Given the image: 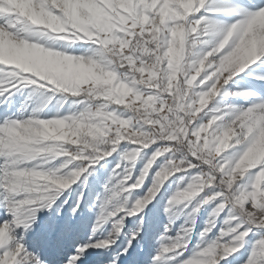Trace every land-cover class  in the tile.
Masks as SVG:
<instances>
[{"label":"snow or ice","instance_id":"1","mask_svg":"<svg viewBox=\"0 0 264 264\" xmlns=\"http://www.w3.org/2000/svg\"><path fill=\"white\" fill-rule=\"evenodd\" d=\"M226 3L228 5L227 9L212 10L208 6V0H167V2L166 0H160L155 7L149 3L146 14L160 20L161 23L157 27L163 32L165 43L172 38L178 27L181 32L185 33L187 40L191 37L193 41L203 37L211 38L217 32H220V35L210 43L209 48L200 57L202 58L211 52L213 53L211 58L218 60L221 57L234 54V50L239 51L238 45L241 44L247 30L254 24L255 17L260 13H264V3H260L258 0H247V3L243 0H226ZM48 8L57 15L70 14L67 7H64V11L61 12L59 8H52L49 3ZM214 11L239 12L242 14L230 15L233 22L218 28ZM28 20V16L10 6L9 0H0V35L3 36L5 43L4 61L0 62V225L5 224L6 221H11L15 227L13 233L15 241L13 244H0V264H12L9 257H12L16 264H156V261L163 257L165 253H171L175 257L173 264H199L208 234L213 232V228L216 227L215 218L217 216H220L221 219L228 216L229 220H225L228 227L235 228L240 225L238 231L232 233L233 236L245 233L241 241L242 246L237 251L232 252V258L230 260L226 259L228 255L221 259L219 264H264V255L261 254V249L264 248V224L260 223V212L257 208H253L251 201H249L244 205L248 210L245 213L248 219L242 223L243 217L234 218L236 214L231 210L232 205L229 203L230 196L228 192L230 185L217 186L221 185L222 179L229 168L257 143L261 133L264 132V119L254 120L252 126L255 130L251 131L247 139H244L242 143H234V146L214 161L205 160L201 156L200 145H203L204 140L202 137L206 133H201L200 145L195 144L196 137L193 135L194 130H199L202 125H208L213 117H219V119L213 121L211 127L208 128V132L218 133L222 126H226L231 122H239L249 116L264 113V103L260 104L259 108L249 106L231 109V114L227 116V120H225L220 110L216 109L215 104H209L208 107L198 113L194 122L188 127L187 138L180 137L184 141L183 155L176 153V149L180 145L175 138L158 139L150 147L142 149L140 145V147L135 148L134 146L138 144L123 139L119 143H110L94 149L92 153L85 150L83 154L89 156V159L81 160L78 158L75 160L78 163H73L72 155L79 157V150L70 149L71 154L62 156L64 159L58 161L62 165L67 162L66 166L63 167V172L58 167L54 168L55 170L52 173L37 170L40 164L21 162V157L29 146L24 136V130H27L34 123L46 121L50 118H39L36 113L29 117L10 115L9 113L14 108L16 93L29 86L33 88V91L50 89L47 95L48 99L51 100L53 99L52 93L58 91L65 93L63 91L66 88L64 82L68 84L70 82L46 61L22 63L13 58L9 45H18L24 42L34 43L30 42L27 37ZM230 40L232 41L231 44H229ZM203 42L209 44V40ZM226 45H228V48H226ZM54 52L57 54L65 53L66 50ZM261 58H264V54H260L259 51L254 52L253 58L241 71L233 75L225 85L224 95L243 97V104L245 105H256L258 101H264V92L261 89L236 92L230 90V82L232 84L237 83L234 78L238 74L245 73L246 69H248L246 75L264 73V59ZM258 59H260V63L256 64L254 68H249V65L255 64ZM203 78L204 76L200 77V79ZM257 81L264 88V75H259ZM208 86V84H205L204 88ZM257 93L260 94L257 95ZM231 102L238 103L236 100ZM57 118H59V114ZM257 124L259 127H256ZM149 126L144 124L143 130L151 132L152 128ZM246 131H248V128ZM237 139H240V137H237ZM189 141H193V144H189ZM165 147L171 149V151L160 156V159H156L154 164L146 169L145 166L153 154L157 152V149ZM101 148L104 150L101 151ZM130 148L141 149L139 164L142 171L147 172L146 177L149 181L153 176H156L157 170L169 158L184 159L186 157L182 166L183 170L176 172L167 184H163L164 190L162 192L159 190V196L158 193L155 195V203H148L149 207L135 214L128 213L126 219L122 218L124 217L123 210L116 208L113 211H107L110 201L105 199L103 203L104 210L96 220L95 227H93L92 221L85 219V209L91 207L90 194L103 197L104 193L97 192L98 187L103 186L109 192L114 191L116 196L129 194L133 199L140 194L131 191V189H134L132 185L137 183L136 177L141 176V168H136V172L133 174L132 166L125 163V161L137 160L128 157L131 152L128 151ZM174 153H176L175 156ZM68 165L79 169L71 172L76 177L71 185H76V187H68V191L61 195V190L67 187L68 183L67 180L63 179L69 171ZM109 165H115L114 169L108 168V171L112 173L111 177H106L103 174L93 175V173H102ZM224 165H227V167L224 168V171H220L221 166ZM14 166H18V168ZM261 167H264V165H261ZM129 173H131L130 178ZM258 173H262L259 168L249 171L248 176L245 177V182L242 184V190H252L253 184L258 180ZM24 175L54 177L55 183L45 186L52 189L50 191L37 192L30 187L21 188L17 178ZM200 177L205 179L215 177V181L211 186H205L199 195H195V192L189 193L195 195V200L185 199L183 201L191 202L190 214L193 218L195 215L200 214L205 206L212 209L211 217L208 224L204 226L202 233L193 222L191 227L183 230V235L189 237V234L193 233L195 229L196 233L204 239L199 244H194L191 251H189L188 245L192 243V240L189 238L181 242V238L177 237L183 245L182 247L175 251H168L166 247H163L159 255L153 259L152 253L149 251L150 239L153 235H160L161 229H163V238L160 243H164L173 230L171 223L168 225H160L159 223V209L162 206L163 198L169 193L172 186L178 189L168 200L167 206L164 207V211L171 215L172 208L181 203L182 191L189 187H195ZM144 181L145 178L143 184ZM113 185H115V188H113ZM56 186L60 187L56 188ZM18 193L32 194V198H23L17 195ZM58 196L59 199H57ZM209 197L211 199H207ZM25 206L30 207L26 208ZM128 206L131 208V204ZM41 209L46 211L41 212ZM37 213H40L39 221H37ZM249 213L253 215H249ZM111 223H115V228L109 231V228L105 225ZM36 232L40 233L41 238L48 247L55 250L57 255L55 261H45L41 258L39 252L29 250V237ZM250 233H257L260 238L258 241L252 242L253 249L249 252L248 258L242 260V254H233L239 253L240 248L249 243L247 238ZM217 238H221V236H216L215 239ZM225 238L230 240L232 237L224 236L221 240ZM186 252L189 253L191 258L184 255Z\"/></svg>","mask_w":264,"mask_h":264},{"label":"clouds","instance_id":"2","mask_svg":"<svg viewBox=\"0 0 264 264\" xmlns=\"http://www.w3.org/2000/svg\"><path fill=\"white\" fill-rule=\"evenodd\" d=\"M148 7V5H139L132 10L130 18L134 27L136 25L143 27ZM118 23L122 25L123 21L117 17L109 22L108 27L95 23L81 25L85 32L99 33L96 37H90L85 36L84 33L77 35L65 32L67 25L47 23L45 27V20L35 17L28 20L27 37L37 41L33 45L39 46L42 50L65 49V54L69 59L75 58L83 61L96 70L97 76L84 91L75 89L79 94H71L68 97L70 105L73 98L84 101L80 109L74 110V114L34 123L24 130L25 138L31 141L32 145L28 146L22 155V163L41 164L43 162L50 166L47 172L52 173V169L56 168V164L52 161L58 162V158L70 155V149H78L80 152L79 157L72 155L73 161L78 158L86 160L89 156L83 154L85 150L92 153L94 149L110 143H119L123 139L140 145L142 149L150 147L158 139L175 138L180 145L176 153L183 155L184 141L180 137L187 138V129L198 113L209 104H214L216 98L224 94L225 85L230 78L241 71L253 58V53H250L247 59L224 56L217 60L211 58L213 53L210 52L192 61L189 59L191 48L186 49L185 47L187 43L185 33L181 32L178 27L172 38L165 43L164 34L157 27L161 23L159 19L150 22L152 26L150 39H137L129 48V41L123 39L122 33L115 30ZM82 40L92 43L79 55L69 54L67 50L73 45L65 42ZM81 47L83 48V45ZM125 48L130 54L122 51ZM202 74L204 78L200 79ZM64 83L66 88L72 86L67 82ZM205 84L209 85L207 90H198L201 85ZM217 119L219 117H213L208 125H202L199 130L193 132L196 145H200L201 133H206L203 138L204 143L200 145L201 156L205 160L214 161L234 146V143H242L247 127L252 125L254 120L264 119V113L249 116L239 122H231L222 126L218 133L208 132V128ZM144 124L150 125L152 131L143 130ZM52 130H55L56 139L70 138V142L58 147H50V140L48 144L42 143L43 140L49 138ZM234 131L237 135L233 138ZM189 144H193V141H189ZM141 149H133L128 157L132 160L137 159ZM168 151L171 149L166 147L157 149L145 168H150L156 159L166 155ZM176 153L173 155L175 156ZM185 159L186 157L166 160L157 170L155 181L146 196L137 199L129 213L135 214L144 210L163 184L176 172L183 170ZM66 163L62 165V168L66 166ZM261 165H264V162H256L249 166V161L244 155L225 173L221 185H217L218 187L230 185L228 192L229 203L232 205L231 210L236 214L234 218L243 217L242 223L248 219L245 215L248 210L244 205L251 201L252 207L260 212V223L264 224V190H262L264 182L257 180L251 191L242 190V184L250 170L259 168L261 172H264V167ZM225 167L227 165L221 166L220 171H224ZM146 175L147 172L142 171L137 183L132 187H140ZM130 176L131 173H129V178ZM33 177L24 175L18 177L17 180L21 188H28L34 183ZM75 178L72 173L64 177L63 179L68 183L67 187L62 190L71 187ZM214 181L215 177L209 179L200 177L195 187L182 191L181 202L185 199L193 200L195 195H199L205 186H211ZM59 187L56 186V188ZM192 192H195V195L189 194ZM118 210H123V206ZM249 215L253 214L249 213ZM239 227L240 225H237L235 228L227 227L221 230V238L232 237L226 242L222 243L221 238L207 242L199 264H219L221 259L237 251L242 246L241 241L245 235V233H240L239 236L232 235L233 232L238 231ZM14 232L13 222L6 221L5 224L0 225V244H13ZM182 246L180 240L177 239L164 247L168 251H175ZM261 254L264 255V248L261 249ZM9 260L12 264H16L12 257H9Z\"/></svg>","mask_w":264,"mask_h":264},{"label":"rangeland","instance_id":"3","mask_svg":"<svg viewBox=\"0 0 264 264\" xmlns=\"http://www.w3.org/2000/svg\"><path fill=\"white\" fill-rule=\"evenodd\" d=\"M160 0H9L10 6L16 8L22 12V14L28 16L29 19L35 17L38 19H42L47 23H51L53 25H67L64 29L67 33H75L79 35L80 33H84L85 36L96 37L99 33L96 32H85L84 28L81 25H88L90 23H95L97 25H104L105 27L109 26V22L113 21L117 17L123 21V24H116L115 30L122 33V38L129 41L128 47L130 48L132 44L136 42L137 39H150L152 26L151 21L155 20V17H149L146 15L145 24L143 27L141 25L133 26L131 22V12L139 5H148L149 3L155 7L156 4H159ZM167 2V0H166ZM243 2L247 3V0H243ZM260 3H264V0H258ZM51 4L52 8H59L61 12L64 11V7L69 9V15H57L55 12H52L48 5ZM43 5V6H40ZM208 6L212 10L218 9H227L228 5L226 0H208ZM239 12H225V11H214V16L217 22V27L220 28L224 24H230L233 21L230 18V15H241ZM264 15V13H263ZM220 32H217L215 36L203 37L202 39H197L195 41L189 37L186 43V49L188 47L191 48V56L190 60L195 61L205 53V51L209 48V45L212 41H214ZM249 37L251 43L253 44L254 52L259 51L260 53H264V21L260 22L257 27V31L253 34L250 30H247L245 37ZM244 37V38H245ZM235 38V37H233ZM243 38V39H244ZM242 39V40H243ZM204 40H209V44L204 43ZM30 42H37L35 39H30ZM42 42V41H41ZM65 43H70L73 45L72 51L69 54L79 55L81 52L87 48L92 42L89 41H67ZM232 41H229L231 44ZM83 45V48L81 47ZM97 46V45H93ZM228 48V45H226ZM4 50L5 43L3 36L0 35V62L4 61ZM9 50L13 54V58L22 63H30L35 61H46L49 63L61 76L66 77L67 80L72 85L71 87L64 88L63 92L52 93L53 99L49 100L47 93L49 90H41V91H33V88H30V95L22 101H18L15 99L14 108L10 115L15 116H24L29 117L33 113H36L39 118H57L58 114L60 117L66 115L74 114L75 109H80L81 105L84 103L83 100L73 98V101L70 102L68 97L72 95L79 94L75 91V89H79L84 91L86 86L90 84L97 76L96 70L90 66H88L83 61H78L75 58L69 59L67 54L65 53H55L53 50H42L39 46L24 42L22 44H12L9 45ZM54 50H63L61 48H57ZM126 54L128 53L127 49H122ZM154 51V50H153ZM223 51V50H222ZM227 54V53H225ZM236 51L234 50V54H230V56H234ZM264 59V58H261ZM127 64V61H125ZM260 63V59H258L255 64L249 65V68H254L256 64ZM248 73V69L245 70V73L238 74L234 79L237 83L232 84L230 82V90L232 92L241 91V90H255L261 89L264 92V88H262L261 84L257 81V77L259 75H264V73H256L252 75H246ZM203 76V74H202ZM227 87V86H226ZM207 90L204 88V85L200 86L198 90ZM260 93H257L259 95ZM236 100L238 103H232L231 101ZM23 103V104H22ZM264 103V101H258L256 105H245L243 104V97H233L226 96L223 93L216 98L214 102L216 109H219L221 114L224 116L225 120H227V116L231 114V109H237L240 107H249L256 106L259 108V105ZM26 106V107H25ZM39 110V111H37ZM166 111V109H164ZM163 115V113H161ZM150 127V126H149ZM159 126H157L158 128ZM256 127H259L257 124ZM248 131L245 132V139L247 136L251 134V131H254L255 128L252 125H249ZM55 130L49 133V138L47 140H43L42 143L48 144L49 140L51 141L50 147H58L63 144H67L70 142V138H66L64 140H59L55 138ZM206 135V134H205ZM237 135V133L233 132V138ZM204 138V136L202 137ZM126 143V142H122ZM29 146L32 145L31 141H27ZM231 146V145H230ZM135 148L140 147L139 145L134 146ZM104 149L101 148V151ZM133 149H128V151H132ZM245 156L249 161V166L256 162H264V132L261 133V137L258 138L257 143L254 145L252 149H250ZM63 157L58 158V161L63 160ZM160 159V158H158ZM52 163L56 164V167L61 168L63 172L62 164L57 161H52ZM73 163H78V161H73ZM119 163V161H118ZM125 163L132 166V173L135 174L136 168L142 167L139 164V157L136 161H125ZM17 167L18 166H14ZM49 165L41 162L40 167L37 170L48 171ZM108 168H115V165L106 166L102 173H93V175L103 174L106 177H111L112 173L108 171ZM69 171L65 175L71 174V172L78 171V168H72L71 165H68ZM53 171L55 169H52ZM151 171V170H150ZM139 176L136 177L138 179ZM34 183L30 185L34 191H50L52 189L46 188V185H53L55 183V178L50 176H36L33 177ZM91 179V177H89ZM171 179V178H170ZM257 179L261 182H264V172L258 175ZM155 181V177L153 176L151 181H149L148 177H145L144 184H142L139 188L131 189V191L140 193L136 196L135 199L132 198L129 194H122L120 196H116L114 191H107V189L103 186L98 187V193H104L103 197H100L96 194H90V204L91 207H87L85 209V219L92 221L93 227H95V222L99 218V215L104 210L103 203L104 200L107 199L110 203L107 206V211H113L116 208L123 206L124 211V219L128 218V213L131 211L132 207H134L137 199H142L146 196L149 188L153 185ZM79 183V180L77 181ZM190 182V181H189ZM118 183V181H117ZM168 181L165 182L167 184ZM179 183V181H178ZM147 185V187H145ZM41 186V187H40ZM76 185H71L70 188H74ZM186 187V185H185ZM115 188V185H113ZM164 190V185L161 187L160 191ZM178 189L175 186H172L169 193L165 195L162 200V206L159 209V223L160 225H168L172 224L173 230L171 234L165 239L164 243H160V240L163 238V229H161L160 235H153V237L149 241V251L152 253V258L155 259L156 256L159 255V252L163 250V247L170 244L173 240H176L177 237L181 238V242L185 239H191L192 243L188 245L189 251H191L194 244H199L202 239H204L201 235H198L194 229L193 233L189 234V237H185L183 235V230L187 227H191L193 222L195 223L196 228L200 229L202 233L204 231V226H206L211 217V208H207L205 206L202 209L201 213L193 216L190 214V204L189 201H183L180 204L175 205L171 210V215L164 211V207L167 206L168 200L171 199V196L176 193ZM182 190V189H181ZM264 190V189H262ZM68 190H61V195ZM17 195L23 198H32V194H23L18 193ZM31 195V196H30ZM159 196V192H158ZM113 197H115L113 199ZM60 197L58 196L57 199ZM195 200V198L193 199ZM127 201V203H125ZM155 203V198L150 202ZM129 204H131V208H129ZM150 205H147L149 207ZM30 207V206H25ZM46 211L45 209H41V212ZM143 211V210H142ZM40 213H37V221H39ZM223 215V214H221ZM225 220H229L228 216H224L223 219L220 216L215 218L216 227L213 228V232L208 234L207 241L204 244V247L207 246V242H210L215 239L216 236H221V230L227 229L228 225L225 224ZM106 227L109 228V231L115 228V223L106 224ZM215 233V235H213ZM259 235L257 233H250L249 243H247L243 248H240V252L233 255H241V259H247L249 256V252L253 249V241H258ZM228 239H222L221 242H226ZM29 250L39 252L41 258L45 261L52 260L55 261L57 259V255L54 249L48 247L45 241L41 238L40 233L36 232L33 236L29 237ZM185 256L191 258L189 253H184ZM232 258L231 255L226 257V259L230 260ZM175 257L171 253H165L163 257H161L156 264H173Z\"/></svg>","mask_w":264,"mask_h":264},{"label":"bare ground","instance_id":"4","mask_svg":"<svg viewBox=\"0 0 264 264\" xmlns=\"http://www.w3.org/2000/svg\"><path fill=\"white\" fill-rule=\"evenodd\" d=\"M263 21H264L263 13L258 14L255 17L254 24L248 30H250V32L253 34L254 32L257 31V27L260 24V22H263ZM238 49H239V51H236V54L234 55V57H236V58L247 59L249 57L250 53H254L253 44L251 43L249 37H247V36L241 41V44L238 45ZM72 50H73L72 47L69 48L68 53H70ZM30 93H31L30 88H23V89H21L20 92L16 93L15 99H17L18 101H22L25 98H27L30 95Z\"/></svg>","mask_w":264,"mask_h":264}]
</instances>
